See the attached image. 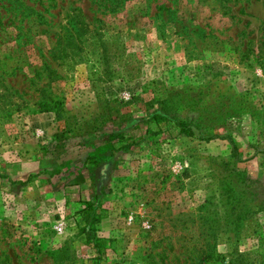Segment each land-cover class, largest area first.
Returning a JSON list of instances; mask_svg holds the SVG:
<instances>
[{"label":"rangeland","instance_id":"rangeland-1","mask_svg":"<svg viewBox=\"0 0 264 264\" xmlns=\"http://www.w3.org/2000/svg\"><path fill=\"white\" fill-rule=\"evenodd\" d=\"M236 246L264 249V0H0V264Z\"/></svg>","mask_w":264,"mask_h":264},{"label":"trees","instance_id":"trees-1","mask_svg":"<svg viewBox=\"0 0 264 264\" xmlns=\"http://www.w3.org/2000/svg\"><path fill=\"white\" fill-rule=\"evenodd\" d=\"M158 113H155V117L156 118H161V119H165V120H171L173 122V125H175L178 128V131L180 133H182L183 135H191L192 134V130L191 128L187 127L183 122H179L176 119H174L173 117H169L166 116V110L164 109V107H162V105L158 108ZM166 116V117H165ZM55 135H57V133H55ZM91 205L88 204L87 205V209L90 210L91 209ZM84 232L87 233V237L90 238L91 235L88 234V228H84ZM95 248L96 251L98 252L99 256H101V252H102V247L100 244V240L95 239ZM264 249L260 251L259 249H253L251 251H239L237 246L235 248L232 249V251H228L226 254H222L221 256V261L222 264H263L264 263ZM214 256V255H210ZM210 257H207L206 260H209Z\"/></svg>","mask_w":264,"mask_h":264}]
</instances>
